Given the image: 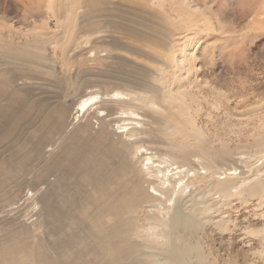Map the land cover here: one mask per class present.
<instances>
[{
    "label": "bare ground",
    "instance_id": "1",
    "mask_svg": "<svg viewBox=\"0 0 264 264\" xmlns=\"http://www.w3.org/2000/svg\"><path fill=\"white\" fill-rule=\"evenodd\" d=\"M11 1L28 7L26 12L34 19L44 13L40 0ZM110 1L59 0L62 15L56 12L57 5H50L46 12L56 17L63 30L57 32L51 20L40 18L23 41L12 38L19 32L6 33L0 27V215L12 206L15 210L22 201L42 203L41 221L33 229L23 224L19 229L7 226L0 217L4 231L0 264H209L200 236L190 237L206 233L215 217L209 213V203L195 190L191 192L190 183L193 178L209 183L230 153L223 143L221 150H200L205 175L190 167V153L177 155L176 149H187L176 143L184 125L192 128L196 145L208 140L188 113L185 99L154 88L148 69L136 65L127 69L129 63L120 55L113 56L112 70L94 78L69 76L68 93L81 91L75 103H49L21 86L42 78L21 65L53 73V65L46 64L48 58L41 61L49 47L62 55L79 50H86L90 57L105 55L97 38L91 39L103 32L97 30L100 23L141 46L168 44V33L144 20L135 1H129L136 5L134 10ZM111 45V50L135 58L147 56L115 39ZM170 53L167 61L172 62L176 56ZM170 108L174 118L183 116L184 121L172 122ZM160 135L168 142L160 140ZM165 144L168 150L160 148ZM257 146L264 147V136ZM232 170L224 169L226 178L214 185L222 200L244 192L253 198L262 192L264 180L239 185Z\"/></svg>",
    "mask_w": 264,
    "mask_h": 264
},
{
    "label": "rangeland",
    "instance_id": "2",
    "mask_svg": "<svg viewBox=\"0 0 264 264\" xmlns=\"http://www.w3.org/2000/svg\"><path fill=\"white\" fill-rule=\"evenodd\" d=\"M56 1L40 0L44 13L41 12L35 19L29 17L28 7L17 5L11 0L2 2L0 27H4L6 33L19 32L12 38L15 41H23L32 35L35 20L47 18L51 20L53 29L61 32L63 29L57 26L56 17L46 12L50 5L55 7L57 5L56 12L63 14L64 6L61 10L59 5L62 3ZM113 1L117 5H124L133 10L137 5L138 13L145 16L144 20L158 31L168 33L166 37L168 44L161 46L154 43L141 46L140 43L129 41L118 32H111L110 28L100 23L97 30L105 32L101 31L98 36L94 35L91 39L97 38L95 41H99L97 43H100L105 55L99 53L96 57H90L86 50L83 52L79 50L75 55L73 53L69 56L62 55L61 50L57 52L58 54L54 53L52 47H49L41 61L45 63V59L48 58L46 64L53 65V73L21 65L22 68L31 69L42 76L41 79L29 81L21 86L27 88L31 96L42 97L49 103L62 100L75 103L81 91L68 93L71 89L68 81L71 74L76 75L79 80L84 77L94 78L91 76L112 70L115 67L113 56L119 55L127 64L129 63L127 69H133L131 68L133 65L138 68L144 66L141 69L145 71L148 69L152 73L151 83L154 88L167 94H174L179 100L181 98L186 100L184 101L188 113L194 116V120H197L194 121L197 123L196 126L202 128L201 131L208 137V140L205 137L204 143L196 145V136L192 128L184 125L182 133L176 138V143L187 149L184 147L185 151L181 150L182 148L176 149L177 155L190 153L191 159L188 163L190 167L197 169L195 171L198 175H205L207 171L204 159L199 157L202 153L200 150L204 148H207L205 152H208L206 151L208 149L213 151V148L221 150L223 143L227 145L231 156V158L228 156L226 164L215 169L214 178H209V183L200 181L202 178L197 180L193 178V184L190 183V188H194L191 192L195 190L198 197L209 203V213L215 217L208 222L206 233L192 235L190 239L195 240L200 236L203 245L201 246L209 256V264H264V184L262 192L257 195L259 197L252 198L244 192L245 194L233 196L227 201L222 200L221 193L214 188L217 180L226 178L223 170L227 167L233 169L234 174L231 176L239 181H237L239 185L264 180V147L257 146L264 136V0H133L136 5H132L133 2H129L131 0H111V5ZM104 13L106 14V11ZM109 13L113 15L114 11L109 10ZM113 39L141 49V52L147 55L146 58H135L131 54H125L126 52L111 50ZM170 51L176 56V60L172 62L167 61ZM169 110L172 122L176 118L180 122L184 121L183 116L174 118L172 114L174 109ZM90 111L92 112V109ZM156 116L159 123L164 121L160 114ZM86 117L87 113L81 120L84 121ZM126 123L130 124L131 121ZM73 126L70 125L68 130L70 128L72 130ZM160 136V140L168 142L165 135ZM160 148L169 149L166 144ZM197 159L203 163L200 165ZM210 171L211 168L209 173ZM199 181L203 184H199ZM45 186H42L43 189ZM235 188L233 191H236ZM35 202L34 199L24 203L22 201L19 207L15 205L18 207H14L15 210H12V206L9 208L10 211L7 210L8 213L3 214L5 217L0 215L1 220L5 221L7 226L12 224L19 229L23 224L33 229V225L38 226L41 221L42 203ZM42 229L41 227L38 230V234H42ZM3 235L4 231L0 229V241L4 238Z\"/></svg>",
    "mask_w": 264,
    "mask_h": 264
}]
</instances>
